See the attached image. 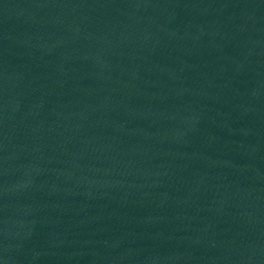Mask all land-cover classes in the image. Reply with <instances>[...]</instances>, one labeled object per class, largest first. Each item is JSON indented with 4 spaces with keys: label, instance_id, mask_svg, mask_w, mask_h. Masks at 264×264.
<instances>
[{
    "label": "water",
    "instance_id": "95a60500",
    "mask_svg": "<svg viewBox=\"0 0 264 264\" xmlns=\"http://www.w3.org/2000/svg\"><path fill=\"white\" fill-rule=\"evenodd\" d=\"M0 264H264V0H0Z\"/></svg>",
    "mask_w": 264,
    "mask_h": 264
}]
</instances>
